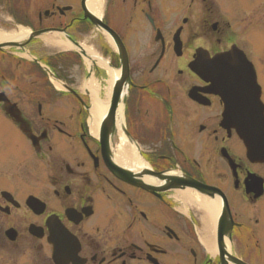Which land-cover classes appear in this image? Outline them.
<instances>
[{"label": "flooded vegetation", "instance_id": "1", "mask_svg": "<svg viewBox=\"0 0 264 264\" xmlns=\"http://www.w3.org/2000/svg\"><path fill=\"white\" fill-rule=\"evenodd\" d=\"M90 2L0 0V32L28 34L0 41V264H220L202 240L195 193L219 201L217 222L240 252L232 255L258 264L264 162L246 158L235 132L220 125V99L190 70L197 52L213 57L232 46L252 62L238 4ZM117 48L128 77L118 106L95 127L85 61L118 69ZM92 71L104 101L109 74ZM122 143L140 165L117 161ZM155 174L207 193L161 190Z\"/></svg>", "mask_w": 264, "mask_h": 264}, {"label": "water", "instance_id": "2", "mask_svg": "<svg viewBox=\"0 0 264 264\" xmlns=\"http://www.w3.org/2000/svg\"><path fill=\"white\" fill-rule=\"evenodd\" d=\"M122 54V68L120 81L115 84L111 109L116 107V102L120 93V87L126 79L127 63L124 51ZM197 74L203 75L206 81L212 85V91L220 95L224 102L223 121L227 126L235 128L239 138L247 150L248 158L257 155L258 149L264 145V106L260 102V91L256 85L255 73L250 63L242 54L230 51L223 55H218L212 59H206L196 66L194 70ZM116 177L122 180H129L135 185L151 190L147 186L134 179L132 174L120 168L113 167ZM155 180L164 184L161 190L176 189L178 187H188L196 189L202 194H206L205 188L200 187L195 182L187 179L173 182L169 176L155 174ZM171 182V184H168ZM223 229V221L217 223L218 250L222 259L221 264H244L238 259L230 256L223 245L222 236L227 235Z\"/></svg>", "mask_w": 264, "mask_h": 264}, {"label": "bare ground", "instance_id": "3", "mask_svg": "<svg viewBox=\"0 0 264 264\" xmlns=\"http://www.w3.org/2000/svg\"><path fill=\"white\" fill-rule=\"evenodd\" d=\"M90 3H91L90 7H93V0H91ZM96 11H97V9H96ZM27 36H28L27 32L22 31V30H19L18 32H11V33L0 32V41L20 40V39L25 38ZM69 47H71V46L68 44H65L64 46L62 45V48H69ZM89 54L91 57H94V55H93L94 53L90 50H89ZM98 63L101 64L102 66L104 65L101 62H98ZM107 71L109 74V80L106 82L107 87L105 88L106 99H105V101H100V100L96 99V97H95V100L93 101V106L90 109V114L93 117V121L95 122V123H93L95 127L98 124L97 120L106 111V108L108 105V100H109L110 94H111L112 89H113V84H114V82L118 76V72L109 68V67H107ZM87 85L90 88L89 91L91 92V94H94L97 91L98 84L95 81L90 80ZM118 148H120L118 151V154H117V161L119 163L126 164L128 166L132 162H134L136 165H140L135 148L127 146L123 143L118 145ZM189 193L190 192H188V191L176 192L178 197H180L181 199H184L183 200L184 202L192 204L193 203L192 202L193 201L192 196H194L195 199L197 200V206L202 210V212H204V216L200 217L202 225H203L202 232L204 235L202 237V240L204 242V245L207 247V250L210 251V253H212L214 251L213 250L214 242H213V238L211 236L212 233L210 234V231L207 232V230L209 229V227L211 228V230H213V228H214V223L216 221V217H217L218 211L220 209L219 201L217 199H208V198L200 196L196 193L191 194L192 196H189Z\"/></svg>", "mask_w": 264, "mask_h": 264}, {"label": "rangeland", "instance_id": "4", "mask_svg": "<svg viewBox=\"0 0 264 264\" xmlns=\"http://www.w3.org/2000/svg\"><path fill=\"white\" fill-rule=\"evenodd\" d=\"M226 1V0H222ZM238 4L244 23L242 34L249 40L250 48L249 55L255 67L258 76V82L262 88V101L264 102V0H235ZM250 21V22H248ZM243 38V36H240ZM89 53V50H88ZM93 65V64H91ZM97 66L100 64L96 63ZM85 66H88L85 64ZM89 67V66H88ZM88 89H90L88 87ZM243 208V205L239 206ZM264 209V207H263ZM264 221L263 225L257 235H262L261 238H257V246L259 257L257 259L258 264H264ZM210 229L207 230L209 232ZM252 246V245H251ZM232 252L240 253L234 246L231 248Z\"/></svg>", "mask_w": 264, "mask_h": 264}]
</instances>
